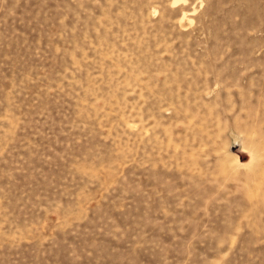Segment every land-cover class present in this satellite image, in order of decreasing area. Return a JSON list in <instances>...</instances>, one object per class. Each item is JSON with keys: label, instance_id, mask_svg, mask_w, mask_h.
Listing matches in <instances>:
<instances>
[{"label": "rangeland", "instance_id": "rangeland-1", "mask_svg": "<svg viewBox=\"0 0 264 264\" xmlns=\"http://www.w3.org/2000/svg\"><path fill=\"white\" fill-rule=\"evenodd\" d=\"M0 264H264V0H0Z\"/></svg>", "mask_w": 264, "mask_h": 264}]
</instances>
